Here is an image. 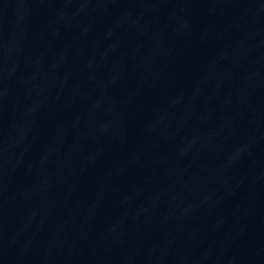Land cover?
<instances>
[{
	"label": "water",
	"instance_id": "95a60500",
	"mask_svg": "<svg viewBox=\"0 0 264 264\" xmlns=\"http://www.w3.org/2000/svg\"><path fill=\"white\" fill-rule=\"evenodd\" d=\"M0 264H264V0H0Z\"/></svg>",
	"mask_w": 264,
	"mask_h": 264
}]
</instances>
